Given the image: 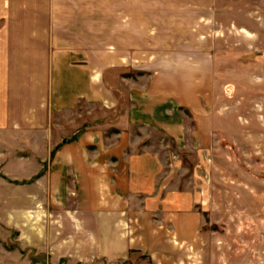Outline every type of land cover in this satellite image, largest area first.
Masks as SVG:
<instances>
[{
	"label": "crops",
	"instance_id": "crops-1",
	"mask_svg": "<svg viewBox=\"0 0 264 264\" xmlns=\"http://www.w3.org/2000/svg\"><path fill=\"white\" fill-rule=\"evenodd\" d=\"M257 8L251 0H0V236L17 232L21 247L25 154L45 157L33 176L47 170L37 182L55 189L63 235L93 237L92 222L113 235L110 246L95 243L98 258L149 250L131 245L135 234L164 230L185 241L211 231L212 208L198 205L214 198L175 186L145 133L169 139L183 157L213 155L217 61L264 46L256 30L238 41L247 51H234L219 23L237 11L248 28ZM82 105L111 115L92 122ZM72 187L82 193L75 208L64 196ZM84 244L67 240L65 249L88 259Z\"/></svg>",
	"mask_w": 264,
	"mask_h": 264
},
{
	"label": "rangeland",
	"instance_id": "rangeland-1",
	"mask_svg": "<svg viewBox=\"0 0 264 264\" xmlns=\"http://www.w3.org/2000/svg\"><path fill=\"white\" fill-rule=\"evenodd\" d=\"M252 2H259L260 8L249 13L248 28L240 27L242 16L237 11L233 19L219 23L220 29L225 27L227 39L231 41L229 46L234 51L240 50L241 45L243 50L248 49L238 44L243 40L242 34L254 37L251 33L257 30L264 39V0ZM256 23L261 26L254 28ZM254 45L258 44H252L251 52L242 59L217 61L209 108L217 121L212 156L183 157L169 139L151 130L144 134L151 139L152 149L163 158V169L169 170L175 186L180 181L181 185L185 184L181 189L185 194L214 198L211 205H198L208 210L211 206L213 214L205 217L209 226L204 228L211 231L185 241L164 230L135 234L131 245L149 250L129 251L127 256L116 259L98 258L100 252L93 248L96 244L101 248L112 245L113 235H104L93 222L90 226L93 237L63 235L65 212L54 204L55 189L50 181L41 183L37 182L38 178L27 182L36 176L33 175L38 168L37 161L45 157L25 154V167L21 163V247L17 232L8 234L4 230L0 236V264H264V46ZM80 110L92 122L111 115L86 105ZM92 122L90 127H94ZM97 128L107 129V126ZM112 139L109 137L108 143ZM46 158L48 164L50 156ZM182 158L187 161L186 166L181 164ZM35 162V168L27 170ZM194 165L196 172L192 170ZM46 171L43 169L41 175L48 174ZM80 194V188L76 187L65 191L64 196L70 197V208L76 207ZM78 226L79 220H74V227ZM127 238H131L130 234L123 237ZM67 240L75 248L87 243L91 248L90 258L82 260L77 251L68 252ZM126 246L124 243L123 247Z\"/></svg>",
	"mask_w": 264,
	"mask_h": 264
},
{
	"label": "trees",
	"instance_id": "trees-1",
	"mask_svg": "<svg viewBox=\"0 0 264 264\" xmlns=\"http://www.w3.org/2000/svg\"><path fill=\"white\" fill-rule=\"evenodd\" d=\"M41 174H42V173H40V174L36 175L35 177H33V179H32V180H30V181H27V182H29V183H32V182L36 181L38 178H40V176H42ZM17 184H21V183H17Z\"/></svg>",
	"mask_w": 264,
	"mask_h": 264
}]
</instances>
